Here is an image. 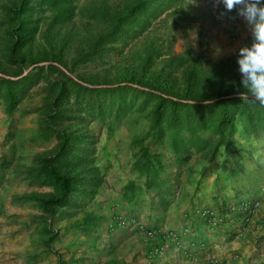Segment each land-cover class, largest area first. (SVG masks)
I'll list each match as a JSON object with an SVG mask.
<instances>
[{
    "label": "rangeland",
    "instance_id": "obj_1",
    "mask_svg": "<svg viewBox=\"0 0 264 264\" xmlns=\"http://www.w3.org/2000/svg\"><path fill=\"white\" fill-rule=\"evenodd\" d=\"M14 2L0 0V78L37 76L15 86L18 102L12 108L0 79V264H73L90 259V251L120 252L130 241L126 231L144 237L153 256L161 255L163 241H173L171 231L194 229L162 230L142 215L165 211L178 193L188 196L187 186L198 189L223 151L252 158L264 153V129L250 132L240 100L233 101L237 116L224 141L216 133L220 107L194 106L239 97L238 50L252 42L245 20L236 12L220 16L223 5L214 6L215 0H154L117 40L74 64L108 32L103 10L123 13L134 0H31L24 16L30 37L18 51L24 62L12 63L5 7ZM59 55L62 64L49 61ZM51 64L60 71L42 69ZM190 73L217 97L195 101L166 95L191 105L176 117L167 112L163 134L156 133L151 118L156 97L127 85L150 91L137 80L160 76L182 95ZM58 78L67 81L70 92L54 105L51 83ZM121 85L126 87L118 89ZM64 134L71 139L65 154ZM45 156L76 179V190L53 210L40 202L59 194L41 174ZM206 209L222 215L203 206L193 209L194 216L208 225L225 223H211L203 215Z\"/></svg>",
    "mask_w": 264,
    "mask_h": 264
},
{
    "label": "crops",
    "instance_id": "obj_2",
    "mask_svg": "<svg viewBox=\"0 0 264 264\" xmlns=\"http://www.w3.org/2000/svg\"><path fill=\"white\" fill-rule=\"evenodd\" d=\"M217 164L200 181L198 189L196 185L186 187L188 196L178 193L165 211L160 214L150 211L149 218L142 215L148 223L162 226V230L190 225L194 231L183 241L196 242V247L186 252L166 238L161 255L153 256L144 237L139 235V239L134 232L126 231L130 241L122 251H90V259L73 264H264V153L259 151V156L252 158L242 151L239 154L223 151ZM192 196H195L193 205ZM251 200L259 201L260 205L245 224L241 207ZM203 206L219 209L225 223L208 225L196 218L193 209Z\"/></svg>",
    "mask_w": 264,
    "mask_h": 264
},
{
    "label": "trees",
    "instance_id": "obj_3",
    "mask_svg": "<svg viewBox=\"0 0 264 264\" xmlns=\"http://www.w3.org/2000/svg\"><path fill=\"white\" fill-rule=\"evenodd\" d=\"M154 0H134V3L127 6V9L123 13H111L108 8L103 10V14L106 19L110 23V28L108 32L102 35L95 43L93 51L90 53H83L79 55L74 61V64H77L80 61L87 60L91 55L98 51V48L102 47L106 41L117 40L121 33L122 28L129 23L130 21L136 19L139 16L145 15L148 13V9L150 4H152ZM31 0H18V2H14L12 5H8L5 7V18L6 22L9 24L7 28V32L11 38L10 47H9V60L12 63L24 62V57H18L19 49L24 46L28 34L25 32L28 31L26 26L28 19L24 18L25 14L28 13L30 7L29 4ZM59 58H53L49 61H54L62 64L61 59L62 56L59 55ZM75 66V65H74ZM71 67V71L74 68ZM42 67L45 70H59L57 65L51 64L49 66ZM62 74L64 72H61ZM37 74V73H36ZM29 74L22 79L19 80H11V79H2V84L5 86L6 99L9 106L12 108L18 102V93L15 92L16 88L23 87L25 83L29 80H33L32 78L36 75ZM65 74V73H64ZM67 75V74H66ZM33 76V77H32ZM37 76V75H36ZM68 77V76H67ZM69 78V77H68ZM70 79V78H69ZM141 86H145L150 88L148 90H141L137 87H133L131 85H127L129 88H133L138 91H142L147 95L156 97V100L152 103L151 107V118H152V126L155 129L156 133L163 134L162 128V120L167 112H170L172 116H177V114L181 111L182 107H188L191 104L185 103L182 99H192L195 101H203L210 100L217 96H210L209 92L204 86H198L197 80L194 79L192 73L187 77L186 88L182 95H179L172 87L173 83L167 82L164 79H161L160 76H156L154 78L147 79L146 81L137 80V82ZM81 88L86 90H91L90 88L78 84ZM126 86L121 85L118 89L125 88ZM116 88H110L107 90H114ZM22 90V89H21ZM51 90L55 91L53 104L58 105L61 104L63 98L68 95L70 92L69 85L67 81L63 78H58L54 82L51 83ZM95 90L96 89H92ZM100 90V89H99ZM158 91L159 93L155 92ZM242 91V90H241ZM166 95L182 98L181 100L170 98ZM221 96V95H218ZM237 100L243 103L244 107L241 110L243 114H247L248 116V126L250 132L256 133L260 129H264V107H261L258 103L251 101H243L240 96L239 97H230V98H220L219 100L206 104L196 103L197 107H207V106H218L220 107V115L219 121L216 125V133L221 136V141H224V134L227 128H231L234 126V119L237 116V113L232 109L233 101ZM122 103V100H119ZM121 105H119V109ZM63 142L61 144V153L65 154L70 146L71 139L69 135L64 134ZM53 157L45 156L41 166V174L44 175L47 179L54 182L59 190V194L55 197H51L48 199L40 198V202L44 208L47 210H53L56 205L60 204L63 200V203L68 200L70 195L76 190V179L74 176L62 173L59 171L52 163Z\"/></svg>",
    "mask_w": 264,
    "mask_h": 264
},
{
    "label": "clouds",
    "instance_id": "obj_4",
    "mask_svg": "<svg viewBox=\"0 0 264 264\" xmlns=\"http://www.w3.org/2000/svg\"><path fill=\"white\" fill-rule=\"evenodd\" d=\"M223 5L220 16L236 12L251 33L252 42L239 48L237 63L241 75L238 89L240 98L264 107V0H215L214 6Z\"/></svg>",
    "mask_w": 264,
    "mask_h": 264
},
{
    "label": "built area",
    "instance_id": "obj_5",
    "mask_svg": "<svg viewBox=\"0 0 264 264\" xmlns=\"http://www.w3.org/2000/svg\"><path fill=\"white\" fill-rule=\"evenodd\" d=\"M260 202L256 201V200H251V201H246L242 204L241 210H242V215H241V219L242 221L247 224L250 222L252 214L254 213V211H256V209L259 207ZM203 215L208 217V219L214 223V222H218V221H224V217H219L218 214L212 210V209H206L203 211ZM135 222V221H134ZM123 224H127L125 221H122ZM136 225H139V223H136ZM140 228H144L143 225H139ZM190 233V229L189 228H185L182 231H171L169 233V237L170 239L173 240V242L179 247L181 248L183 251H188V249L193 246L196 247V242H191L190 244H187L183 241L184 237L186 235H188ZM203 244V243H202ZM163 250V249H162ZM161 253L163 251H160Z\"/></svg>",
    "mask_w": 264,
    "mask_h": 264
},
{
    "label": "water",
    "instance_id": "obj_6",
    "mask_svg": "<svg viewBox=\"0 0 264 264\" xmlns=\"http://www.w3.org/2000/svg\"><path fill=\"white\" fill-rule=\"evenodd\" d=\"M32 68H33V66L29 67V68L24 72V74H23L22 76L26 75V74L29 72V70H31ZM3 76H5V77H7V78H9V79H17V78H19V77L7 76V75H3ZM22 76H21V77H22Z\"/></svg>",
    "mask_w": 264,
    "mask_h": 264
}]
</instances>
